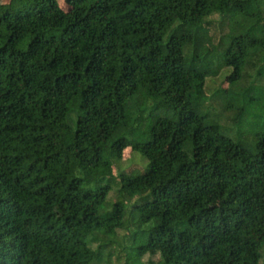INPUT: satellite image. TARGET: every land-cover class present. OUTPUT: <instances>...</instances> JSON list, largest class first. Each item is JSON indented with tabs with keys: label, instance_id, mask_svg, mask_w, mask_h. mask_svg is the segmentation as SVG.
I'll use <instances>...</instances> for the list:
<instances>
[{
	"label": "trees",
	"instance_id": "1",
	"mask_svg": "<svg viewBox=\"0 0 264 264\" xmlns=\"http://www.w3.org/2000/svg\"><path fill=\"white\" fill-rule=\"evenodd\" d=\"M62 2H0V264H264V0Z\"/></svg>",
	"mask_w": 264,
	"mask_h": 264
},
{
	"label": "rangeland",
	"instance_id": "2",
	"mask_svg": "<svg viewBox=\"0 0 264 264\" xmlns=\"http://www.w3.org/2000/svg\"><path fill=\"white\" fill-rule=\"evenodd\" d=\"M1 3H5L6 0H0ZM59 8L65 9V6L63 5L62 0H56ZM211 18H216V16H212ZM252 21L246 20L243 18H232L227 19L224 21L222 28L220 30L221 33L225 35L235 36L236 34L242 33L244 29L247 27V25L251 24ZM233 26V27H232ZM209 34L211 35L212 41L215 42L218 39V33L216 30H214L213 24L209 26ZM233 79L238 80V89L241 91L245 89L248 84L253 80L252 72L249 70V67L244 68L242 71H239L236 69V67H230V68H222L218 74L214 77H208L204 81V93L207 96L208 102L207 107L210 109V112L217 113L219 109V103H217L216 98H214L213 95L214 91L217 89H224L228 86L229 82ZM216 103H217V109H216ZM259 104L256 103L254 106H257ZM253 106V107H254ZM220 107V106H219ZM226 114L222 117V125L223 126H229V122L226 120ZM252 130L255 131L262 127L263 121L254 120L251 122ZM245 131L246 129L243 128ZM231 134H234V129L229 130ZM146 161L143 160L140 156V152L135 147H126L121 151L120 157L118 161H116L112 167L111 172L112 175L116 178L118 174L124 173V174H132V175H138L142 173L144 170ZM114 189V188H113ZM111 190L107 200L110 202H113L116 200V190ZM55 213L57 215L59 214H67L72 215L75 217H84V214L81 212V209L78 207H58L56 208ZM116 236L121 238L122 236H126L125 230H116ZM127 262V256L124 251H121L119 248L115 249L114 255H111L109 257L106 264H125ZM157 257L156 256H148L144 255L140 258L139 264H156ZM105 264V263H102ZM130 264V260H129ZM257 264H261V262H258Z\"/></svg>",
	"mask_w": 264,
	"mask_h": 264
}]
</instances>
